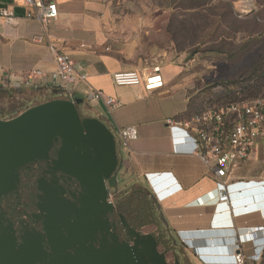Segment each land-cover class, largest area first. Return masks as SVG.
Listing matches in <instances>:
<instances>
[{
  "label": "crops",
  "instance_id": "0c3cea01",
  "mask_svg": "<svg viewBox=\"0 0 264 264\" xmlns=\"http://www.w3.org/2000/svg\"><path fill=\"white\" fill-rule=\"evenodd\" d=\"M55 1L59 16L44 26L27 18L32 10L25 0H0V9L11 8L18 18L16 24L0 25V114L21 109L10 105L11 94L35 91L25 85L35 70L45 77L35 81L37 94L50 96L49 101L67 99L54 91L57 63L52 50L68 54L89 76L76 90L82 117L100 120L116 139L120 192L113 189L114 194L148 195L181 264H235L238 242L245 264H257L252 257L264 245V229L252 233L264 228V138L252 157L230 173L228 200L223 201L214 170L168 125L169 120L185 121L193 112L190 100L200 79L195 68L199 54L179 48L201 45L200 28L185 31L184 20L198 19L202 11L184 7L183 0ZM240 1L232 6L243 23L236 33L238 43L257 35L244 23L255 18L264 23V4L244 0L253 10L240 14ZM215 5L218 0L208 7ZM154 68L161 70L166 83L159 93L146 95L141 87H118L113 82L116 72ZM93 89L118 105L88 101ZM128 128H136L138 138L125 146L119 130ZM263 257L259 264H264Z\"/></svg>",
  "mask_w": 264,
  "mask_h": 264
},
{
  "label": "water",
  "instance_id": "95a60500",
  "mask_svg": "<svg viewBox=\"0 0 264 264\" xmlns=\"http://www.w3.org/2000/svg\"><path fill=\"white\" fill-rule=\"evenodd\" d=\"M71 93L0 118V264H181L144 191L109 202L116 139Z\"/></svg>",
  "mask_w": 264,
  "mask_h": 264
},
{
  "label": "built area",
  "instance_id": "2783aa9c",
  "mask_svg": "<svg viewBox=\"0 0 264 264\" xmlns=\"http://www.w3.org/2000/svg\"><path fill=\"white\" fill-rule=\"evenodd\" d=\"M31 12L28 19H36L44 26L50 25L59 16L58 4L55 0H25ZM238 8L240 14L252 12V6L244 5V0ZM239 3V4H240ZM18 18L11 8L0 9L1 22L16 24ZM57 63L56 83L59 88L69 90L77 88L88 81V73L77 65L76 61L65 53L52 50ZM45 78L39 70L31 72L26 86L35 84L36 80ZM113 82L118 87H141L146 95L159 93L166 88L164 77L159 68L152 71H120L113 75ZM94 102H104L107 106L115 107L118 102L101 90L93 89L88 95ZM168 125L173 132L182 134L183 142L191 144L192 152L198 153L203 164L214 170L218 179V189L223 201L228 200L227 178L232 170L247 162L259 148V142L264 138V99L235 102L219 107H206L196 110L183 122L169 120ZM119 134L127 146L130 140L138 138L136 128L120 129ZM176 144L178 143L175 140ZM109 202L116 204L115 194L110 192ZM264 228H256L252 234ZM238 242V252L234 254L235 264H245L246 256ZM264 245L260 253L252 257L257 264L262 260Z\"/></svg>",
  "mask_w": 264,
  "mask_h": 264
},
{
  "label": "rangeland",
  "instance_id": "374dc122",
  "mask_svg": "<svg viewBox=\"0 0 264 264\" xmlns=\"http://www.w3.org/2000/svg\"><path fill=\"white\" fill-rule=\"evenodd\" d=\"M176 1L169 0V4ZM255 1L258 4H264V0ZM183 3L184 6L190 5L187 0H183ZM239 3L237 5L238 8L242 4ZM246 4L248 2L244 1V5ZM218 7L221 12L224 11L223 9L230 10V1L218 0ZM190 20L185 19L184 21L185 31L192 28L193 22ZM209 23L203 17L200 20V27L202 29L200 47L179 48L180 50H185L190 55L192 53L195 55L199 54V60L195 63V68L200 72V79L199 87L196 85L195 94L190 100L192 111L264 97V91L258 96L255 94L252 96L250 92H242L246 84L244 80L248 78L253 69L264 59V39L261 37L260 40H256V45L254 46H246L244 48L234 47L230 45L231 41L228 36L226 38L223 37L225 35L223 29H219V31L215 30V25ZM217 27L220 28V25H217ZM27 92L28 95L31 94V91L27 90ZM30 96L33 98V104L45 103L49 101L48 99H51L50 96L45 97L36 93ZM6 102L4 101L3 105L7 104ZM27 107L22 106L21 109H17L14 113H2L0 115L6 119H11L15 114L20 115Z\"/></svg>",
  "mask_w": 264,
  "mask_h": 264
},
{
  "label": "trees",
  "instance_id": "16d2710c",
  "mask_svg": "<svg viewBox=\"0 0 264 264\" xmlns=\"http://www.w3.org/2000/svg\"><path fill=\"white\" fill-rule=\"evenodd\" d=\"M228 1H230V10L223 9L224 11H222V12L220 11L218 5L208 7L209 3H211L212 0H187L188 4L190 3V5L184 6L183 1L181 2V4L184 7L199 8L202 11L201 15L198 16V19H197V17H195V20L187 19V20H190L193 22L192 27H195V28L199 27L200 28V33L202 32V29L200 27V20L203 17V18H205L206 22H210L209 24L215 25V30L219 31V29H221V30L223 29V31L225 33V35H223V37L226 38L228 36L229 40L231 41L230 45H233L234 47L244 48L246 46H252V45L254 46V45H256L255 44L256 40L257 41L260 40L261 37H262V39H264V23H259L257 21V19L255 18V20L250 21L251 23L249 22V23H244V24H248V27L250 29H255L254 32L257 35H255V36L251 35L248 39H245L241 43H238L237 41H235L236 40V33L238 30H240L241 25L243 23L241 22L242 23L241 24L240 20L234 16L232 6H233V1H235V0H228ZM204 9H207V12L204 13V11H203ZM208 10H209V13H208ZM261 17H264V16H261ZM217 25H220V28L217 27ZM190 33H191V31H190ZM201 36H202V34H201ZM233 41H235V42H233ZM260 62L261 63H259V65H257L253 69V71L249 74L248 78L246 80H244V83H246V84L243 87L242 92H250V94L252 96L254 94L256 96H258L264 91V59L261 60ZM33 93L37 94L38 92L35 90V91L31 92V94H33ZM30 95H28V92H26L24 90L18 91L16 93H12L10 105L12 107L28 106L26 109V110H28L29 108H31L33 106H37L39 104H42V103L33 104V98ZM261 98L264 99V97H261ZM256 99H260V98L257 97L255 99H251L249 101L256 100ZM24 112H22V113H24ZM18 116L19 115L14 116L13 118L18 117ZM0 118L5 119V120H9V119H6L5 117H2V116H0ZM13 118H11V119H13Z\"/></svg>",
  "mask_w": 264,
  "mask_h": 264
},
{
  "label": "flooded vegetation",
  "instance_id": "af4514ba",
  "mask_svg": "<svg viewBox=\"0 0 264 264\" xmlns=\"http://www.w3.org/2000/svg\"><path fill=\"white\" fill-rule=\"evenodd\" d=\"M110 192L114 193L113 189H111ZM115 197H116V200H117L116 204H118L122 199H124V195L123 194H121V195L120 194L119 195L116 194Z\"/></svg>",
  "mask_w": 264,
  "mask_h": 264
}]
</instances>
